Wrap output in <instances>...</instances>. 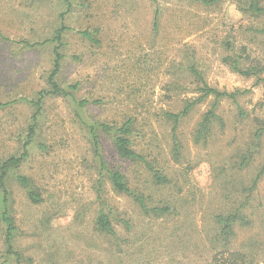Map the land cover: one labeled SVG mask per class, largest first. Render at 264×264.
<instances>
[{
  "label": "rangeland",
  "instance_id": "374dc122",
  "mask_svg": "<svg viewBox=\"0 0 264 264\" xmlns=\"http://www.w3.org/2000/svg\"><path fill=\"white\" fill-rule=\"evenodd\" d=\"M237 3L0 0V101L11 102L0 108V159L19 152L28 125L35 123L33 147L20 172L32 178L42 198L33 203L13 179L8 182L13 245L21 255L19 262L5 255L0 223V264H209L216 249L211 252L208 238L215 227L213 214L229 208L226 197L248 186L264 163V138L259 146L248 142L253 119L264 120V83L232 71L223 60L232 53L224 47L228 40L247 65L264 63V19L242 13ZM61 24L69 30L62 37L57 80L62 86L77 83L74 97L90 102L78 108L68 97L49 94L32 120V101L48 87L52 43L30 48L23 41L51 38ZM80 29H97L99 44L80 36ZM187 63H194L211 87L242 90L239 104L247 118L222 100V123L212 126L205 141L195 142V124L212 101L207 97L179 121L177 155L163 111H176L184 99L199 94L193 76L176 79L178 71L172 74L175 64ZM128 115L136 118L132 146L167 176L163 185L151 180L145 164L120 158L108 133L100 132L94 150L87 124L119 123ZM100 156L106 167H117L130 186L143 191L149 207L169 204L170 211L145 212L114 191L107 170L100 169ZM99 181L103 190L98 192ZM249 201L259 216H253L251 227L237 229L234 249L245 247L251 237H264V174ZM100 207L111 211L112 235L94 228Z\"/></svg>",
  "mask_w": 264,
  "mask_h": 264
},
{
  "label": "trees",
  "instance_id": "16d2710c",
  "mask_svg": "<svg viewBox=\"0 0 264 264\" xmlns=\"http://www.w3.org/2000/svg\"><path fill=\"white\" fill-rule=\"evenodd\" d=\"M66 1V0H65ZM156 1V0H155ZM203 3L210 4L216 2L217 0H200ZM71 4V3H69ZM238 8L242 13L254 16L255 18L264 19V0H238ZM158 18L159 11H155L153 17V29L158 28ZM69 30L64 24H61L54 32L51 38H45L42 41L29 43L23 41V43L30 47H39L47 43H52V67L46 76L47 88H43L37 92L35 100L32 103L35 106L34 114L32 115V120H35L37 114L41 110V102L46 95H57L70 98L73 102H76V107L82 108L86 106V103L90 102L87 99L77 100L74 97V91L77 89L78 84H68L62 86L58 82L57 75L60 72L62 62H63V52L61 51L63 42L62 37L65 31ZM262 30V29H260ZM97 29H80L77 33L84 39L90 41L92 44H99V39L95 36ZM224 47L227 52H232L224 57L223 60L229 65L232 71L238 72L247 76H257L259 81L264 83V63L257 62L255 64H248L243 62L242 56L237 55L233 49V43L231 41H224ZM241 51L245 52V48L241 47ZM181 69V70H180ZM172 74L178 71V76L181 74H186L188 77H194L197 80L198 86L195 87V91L199 92L196 97H190L184 99L182 107L176 111L165 110L163 111V119L170 126V137L172 140V151L178 155L179 152V138H178V124L179 121L186 116V114L195 106L196 103L202 102L207 97L211 98L210 106L203 112L199 121L195 124L194 140L198 142L201 138L205 141V136H207L214 124H219L221 121V116L218 113V108L222 100H228L232 103L237 110V116L240 118H247L246 110L239 104V96L242 90L235 89L233 91H224L217 88L209 86L203 79L202 74L198 71L194 63H187L184 67L180 64H175L171 68ZM184 71V72H183ZM200 82V83H199ZM95 102V101H94ZM11 102H1L0 108L9 105ZM135 121L136 118L128 115L119 123H108V122H98L94 121L87 124L88 135L90 141L94 147L97 149L99 144V134L100 132L108 133L112 139V145L115 153L127 161L136 162L140 164H145L151 173V180L155 184L163 185L167 181V176L160 170L156 169L145 160L144 156L136 151L133 144V136L135 133ZM35 123L28 125V132L26 134L25 140L18 153L10 154L9 156L0 159V223L3 225V241L6 246L5 255L14 257L19 262L20 252L14 248L13 238L16 229L14 218L11 214V209L9 206V189L7 187L8 182L13 179L21 188L24 189L27 198L33 202L38 203L42 200L40 191L35 185L34 181L29 175L20 172V168L25 159L30 155L31 148L33 147V134ZM251 131L249 136V146H259L264 138V120H260L255 117L251 123ZM38 146L44 148L42 143H38ZM246 162V156L241 157L240 164L243 165ZM108 166V165H107ZM100 169H106L107 178L109 179L111 186L114 191L127 195L132 198L134 203H136L141 210L145 212L151 211L157 215H164L170 211V205L164 204L160 206H148L145 195L142 190L132 187L128 184L125 175L115 166L106 167L105 161L100 156ZM264 174V163L258 169L256 174L250 180L248 186H241L240 191L236 192L233 190L231 196L226 197L228 201H231V205L225 211H219L213 214L212 220L215 227L212 233L208 236L211 252L216 248L211 254L208 263L209 264H264V237L254 238L251 237L247 240L244 248H232V241L237 237V229L241 227H251L253 224V216H259V210L254 205H250L249 199L251 198L252 191L257 187L259 179ZM101 181L98 182L97 191H102ZM96 199L99 202V206L103 204V199L101 195L96 194ZM107 206V205H106ZM255 208L248 211L249 208ZM249 208V209H250ZM261 225L264 227V214L260 215ZM114 218L111 215V211L103 210L100 207L97 210V214L93 220L94 228L99 233L112 235L114 233L113 229ZM123 223L128 226L129 222L123 220Z\"/></svg>",
  "mask_w": 264,
  "mask_h": 264
}]
</instances>
